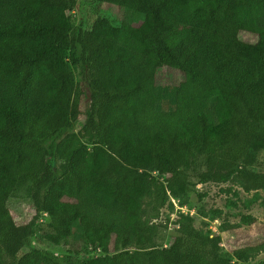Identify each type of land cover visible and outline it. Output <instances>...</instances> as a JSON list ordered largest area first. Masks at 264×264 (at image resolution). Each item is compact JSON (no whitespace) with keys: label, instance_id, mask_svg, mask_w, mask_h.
Segmentation results:
<instances>
[{"label":"trees","instance_id":"1","mask_svg":"<svg viewBox=\"0 0 264 264\" xmlns=\"http://www.w3.org/2000/svg\"><path fill=\"white\" fill-rule=\"evenodd\" d=\"M92 4L124 16L75 24ZM165 67L179 82H159ZM252 146L264 0H0V264H230L192 218L173 235L155 220L191 181L264 191V173L240 165ZM20 186L24 224L10 212ZM39 221L59 253L32 246Z\"/></svg>","mask_w":264,"mask_h":264},{"label":"rangeland","instance_id":"2","mask_svg":"<svg viewBox=\"0 0 264 264\" xmlns=\"http://www.w3.org/2000/svg\"><path fill=\"white\" fill-rule=\"evenodd\" d=\"M81 12L72 13L71 18L77 24L82 16L90 25L94 15L107 17L114 25L121 22L124 13L115 6L92 4L80 7ZM137 23V18L132 17ZM239 38L248 43H255L257 38L253 34L240 32ZM119 42L128 47L133 46L125 39ZM180 73L174 69L162 68L159 82L171 85L179 82ZM83 119L79 125H82ZM246 169L264 173V148L252 146L248 149L245 159L240 164ZM20 186L12 196L10 210L16 224H24L31 217L27 189ZM193 219V228L221 240L224 256L230 264H264V251L258 246L264 242V191L244 192L234 183H204L191 181L184 191L175 196L168 195L165 206L161 209L155 224L162 226L164 235H173L176 225L173 222L179 216ZM50 229L39 221L38 229L32 237V246L55 253L59 250L51 246L44 238ZM247 248L248 259L239 263L232 257L234 250Z\"/></svg>","mask_w":264,"mask_h":264}]
</instances>
